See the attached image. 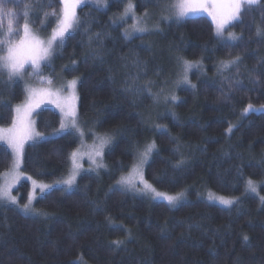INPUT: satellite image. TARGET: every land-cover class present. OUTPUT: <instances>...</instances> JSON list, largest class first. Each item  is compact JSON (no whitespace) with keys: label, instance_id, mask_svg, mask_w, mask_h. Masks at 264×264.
I'll use <instances>...</instances> for the list:
<instances>
[{"label":"trees","instance_id":"1","mask_svg":"<svg viewBox=\"0 0 264 264\" xmlns=\"http://www.w3.org/2000/svg\"><path fill=\"white\" fill-rule=\"evenodd\" d=\"M127 1L79 7L78 27L40 73L78 78L79 126L92 139L113 136L105 164L73 188L40 196L36 212L0 202V264H264V38L256 35L264 29V0L230 25L235 41L217 36L203 15L162 19L159 31L128 38L116 21ZM131 1L139 15L163 16L176 2ZM49 2L16 7L17 0H5L17 13L14 32L23 34L25 5L34 4L30 28L50 35L62 3ZM184 61L192 64L186 73ZM25 98L24 84L0 73V127L12 124ZM249 104L256 111L245 114ZM35 121L44 137L25 147L22 172L37 182L63 181L80 136L57 135L62 118L53 109L39 110ZM152 143L141 177L160 191L183 193L178 206L118 185ZM12 164L0 143V184ZM249 180L256 193L246 192ZM14 192L25 205L31 181ZM210 194L235 202L223 206Z\"/></svg>","mask_w":264,"mask_h":264},{"label":"snow or ice","instance_id":"2","mask_svg":"<svg viewBox=\"0 0 264 264\" xmlns=\"http://www.w3.org/2000/svg\"><path fill=\"white\" fill-rule=\"evenodd\" d=\"M20 2L21 0H17L16 7H19ZM60 2L62 3V8L60 17L57 20V27L53 29L50 39H48L47 43L45 44L43 40L39 39L32 33L28 23V17L30 16L29 9L34 7V4L25 5V10L23 11L25 22L22 26L23 34L20 35L18 30L14 32L13 29L14 19L17 18V13L13 9L7 7L5 0H0V15L6 16L8 18L7 29L0 30V73H7L9 80L20 77L25 71L26 64L31 65V74L39 76L42 69V62L47 61L51 56L54 43L59 41L57 46L62 47L66 35L71 36L78 27L79 18L77 17L76 10L78 7L82 6V0H60ZM160 3L161 0H157V6H159ZM261 3L262 0H221L219 3L212 4V10H209V6L204 3L203 0H176L172 7L176 9L175 15L179 19L188 18L189 14L195 18L199 12H207L208 15L212 17V20L215 24L216 35L223 36L226 25L231 24L233 21L240 20L243 14L253 11ZM48 6L53 7L51 0ZM129 13H132L133 17L135 16V13L133 12V5L131 3L125 7L123 16L127 17ZM44 15L45 18H47L48 13L45 12ZM52 15H56V13L53 11ZM145 16H147V13H145ZM137 23H139V21ZM132 27L137 32L143 33L147 31V28L138 27L137 24H134ZM256 35L258 37L264 38V29L258 28ZM229 36L232 40L238 39L232 33H229ZM238 59L239 58L237 57L235 60L225 62L224 67L227 68L230 64L237 63ZM184 65L186 73L192 64L189 61H184ZM44 66L46 67L47 65L45 64ZM184 79L187 80L186 75L184 76ZM76 83L77 82L73 80L68 86L74 90ZM193 87H195V85H193ZM54 95V93L47 90H29L26 103L22 107H17L15 109L17 115L13 122L12 128L6 130L0 129V135L3 133L8 134V146L13 149L18 158L22 156V150L25 141L33 138V133L30 130V126L26 123V120L35 108L47 101L48 103H55L58 108H61L62 112L65 111V109H68L65 114L74 117L75 114L73 111H71V102L69 100L62 101L58 95H55V99H53ZM75 99V96L70 98L71 101H74ZM173 99H175V97H173ZM249 110L256 111L253 109L251 104H249L247 108L244 109V113L247 114ZM71 126L73 128L76 127L74 120L72 121ZM64 128L65 125L62 124L61 129L63 130ZM231 131L232 128L229 127L228 132ZM105 143L106 141L102 140L100 147L103 148ZM154 148V143L148 145L144 153H142V157H146ZM101 154V152L96 153V155ZM73 156H75V154H73ZM143 162V159H141V163ZM75 175L76 173H74L70 179L64 181V184L68 187H71L75 179ZM121 182L131 183L130 180H122ZM49 187L51 186H40V191L43 193L45 188ZM10 188L11 185L0 188V201L7 200L10 203L15 204L16 200L11 196ZM144 190L153 192L156 197H163L170 205L178 201L180 196L183 195H165L163 193L157 192L152 187V185L148 184L147 182H144ZM246 192H257V185L252 180L247 182ZM209 199H217L219 203L227 207H231L235 202L232 199H227L224 197L214 198L211 194ZM30 202L31 201H29V203ZM24 211H30L27 204L24 206ZM243 239L247 241L248 236L244 235ZM114 243L119 244L120 242L116 241Z\"/></svg>","mask_w":264,"mask_h":264},{"label":"rangeland","instance_id":"3","mask_svg":"<svg viewBox=\"0 0 264 264\" xmlns=\"http://www.w3.org/2000/svg\"><path fill=\"white\" fill-rule=\"evenodd\" d=\"M110 1L111 0H82V6L83 5H92V6L98 7V8H105L108 6ZM203 2L209 6V10H212L211 5L214 3L221 2V0H203ZM129 3H131L133 5V12L135 13L134 17L132 15V13H129L127 17L123 16L124 10H123V12L116 15L117 23L123 25V33L128 38H133L134 36H137V35H144V34H148V33L150 34L152 32L159 31L160 28L162 27V24L164 23V21H162V19H165L166 21L179 19L175 15L176 9L173 8L172 6L169 9V11H167L165 8L166 11L164 13V16H163L164 10H162V11H149V12H147V16H145V14L139 15L136 13L134 3L131 0L127 1L126 7ZM78 8H77V10H78ZM77 10H76V14H77ZM197 15H203V16L208 17L212 21V23L214 24L212 17L209 16L207 12H199ZM189 16H191V14H189ZM164 17H167V18H164ZM138 21H139V23H137ZM14 22H15V19H14ZM234 22L235 21H233L231 24H233ZM7 24H8V18L6 16L0 15V30H6ZM15 24H16V22L13 24V27L15 26ZM134 24H137L138 27L147 28V31L143 32V33L135 31L132 27ZM231 24L226 25L223 36H219L220 38H222L226 41H235V40H232L230 38L229 33L234 34L238 38V36L235 32L229 30V27ZM214 27H215V24H214ZM31 31L39 39L43 40L45 42V44L47 43L48 39H50L52 32H53L52 31L50 35H44L41 32L34 31L33 29H31ZM66 37H67V35H66ZM58 44H59V41L54 43L52 54L48 58L47 61L42 62V67L45 64L46 65L50 64L55 53L60 48L59 46H57ZM12 80L21 81L24 84L25 89H26L25 100L22 101L21 103L17 104L14 108L13 122L16 119V115H17L15 112V109L17 107H22L26 103L29 90H36V91L47 90V91H51L55 95H58L62 101L63 100H69L72 104L71 111H73L75 114L74 117L68 116L65 114V112H67L68 109H65V111L62 112L61 108H58L55 105V103H48L47 101L42 103L39 107L35 108L31 112V114L27 117V120H26V123L30 126V130L33 133V138L25 141V143L23 145L22 156H20L19 158L17 157V155L13 151V149L8 146V143H7L8 134L3 133L2 135H0V143L6 145L13 154L12 167L8 171L5 172V174L2 178V182L0 184V188L11 185L10 194L13 198H15L16 203L12 204L7 200H3L0 202L10 204L13 206H17L23 211H24V206L27 204L29 206L30 210H32L33 212H36V208L34 206V204L36 203V200L40 196H42L43 194H45L46 192L50 191L51 189H53L57 186L68 187L67 185L64 184V181L70 179L74 173H76L75 179L73 181L72 186L68 187V188L75 187L77 180L79 179V177L82 174H84L86 172H95V171L101 170L103 165L105 164L104 163L105 151L111 145V143L113 141V136L107 135L106 137H104L106 134H101L100 137H94L92 139L90 137V133L84 131L79 126V123H78V104H79L78 85H79V80H78V78L68 79L64 75H58L55 79L45 77V76L42 77L40 75L36 76V75L31 74V65L26 64L24 73H22L20 77L13 78ZM73 80H75L77 82L74 90L68 86L69 83ZM55 95L53 96V99H55ZM72 96L76 97V99L74 101L70 100V98ZM43 108L53 109L61 115L62 124L65 125V128L62 130L60 127V130L56 133L57 135L62 134V133L67 132V131H77V133L80 136V145L72 153L71 170H70L69 175L63 181L60 180V181H57L54 183L37 182L22 172L23 155H24L25 147L29 143L34 142V141L39 140V139L44 137L43 135L39 134L38 131L36 130V121H35V114ZM73 120L75 121V124H76L75 128H73L71 126ZM13 122L10 126L0 127V129H2V130L11 129L13 126ZM102 140L106 141L105 146L103 148L100 147ZM97 152H101L102 154L96 155ZM142 153H144V152L140 153L137 162L130 169V171L127 174L123 175L119 179L118 185L121 186L124 190L132 192L134 194L145 195L152 200L164 201V202L168 203V201L166 199H164L163 197H156L153 192L144 190V182H147V181L144 179V176L143 177H141V176L143 174V166L145 167L146 163L149 160V154L146 157H142ZM73 154H75V156H73ZM141 159H143V161H144L143 163H141ZM145 161H146V163H145ZM17 173H18V175H17ZM24 180H30L31 181V192H30L28 202L25 205H21V204H18L17 196H16L14 191L18 187V185ZM122 180H130L131 183H123V182H121ZM44 185L51 186V187L45 188L44 192L42 193L40 191V186H44ZM154 189L157 192L163 193V194L168 195V196H180V194H183V193L170 194L167 192L160 191L156 188H154ZM215 197H219V196H214V198ZM184 198H185V195L183 194L182 196H180V199L178 201H176L174 204H172L171 206H174V207L178 206L183 201H185ZM29 201H31V202L29 203ZM213 201L217 202L218 204H221V203H219V201L217 199H213ZM223 206H225V205H223ZM78 260L82 264H88L84 260H82L81 258Z\"/></svg>","mask_w":264,"mask_h":264}]
</instances>
